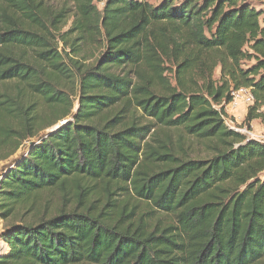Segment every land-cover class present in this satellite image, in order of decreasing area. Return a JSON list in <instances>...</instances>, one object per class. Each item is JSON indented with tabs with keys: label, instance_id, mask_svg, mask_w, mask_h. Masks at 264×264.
<instances>
[{
	"label": "trees",
	"instance_id": "trees-1",
	"mask_svg": "<svg viewBox=\"0 0 264 264\" xmlns=\"http://www.w3.org/2000/svg\"><path fill=\"white\" fill-rule=\"evenodd\" d=\"M241 89L264 125L248 0H0V161L36 139L0 174V264H264Z\"/></svg>",
	"mask_w": 264,
	"mask_h": 264
},
{
	"label": "rangeland",
	"instance_id": "rangeland-1",
	"mask_svg": "<svg viewBox=\"0 0 264 264\" xmlns=\"http://www.w3.org/2000/svg\"><path fill=\"white\" fill-rule=\"evenodd\" d=\"M150 3L155 4L158 0H148ZM46 2L50 5V6H57L59 3V0H46ZM248 2L256 9L259 11H264V0H248ZM97 6L100 8L101 4L98 3ZM215 77H218V71L215 73ZM234 104L232 105H228L226 107V109H231L234 108L235 111H233L232 113H234V116H231V119H226V123L229 127H233L235 129H241L242 133H244L245 135H247V137L249 138H253V136H255V138H259V139H264V125L261 124L258 120L253 121L251 124L255 125V126H250L249 129H247L246 126L241 124L243 123L244 120V115L243 113L239 112L240 110H237L236 108L241 107V105H245V103L243 102V97H239L236 101H233ZM76 110V103L75 106L72 110V112H75ZM228 112V111H227ZM63 122V121H61ZM59 122L57 125H60ZM65 122V121H64ZM54 127V126H53ZM52 128V127H51ZM51 128L43 131L42 133H46L48 132ZM249 131V134L246 133L245 131ZM40 133V134H42ZM36 141V139H29L27 141H25L21 147L9 158H6L4 160L0 161V174L2 173V171L4 169H6L8 166L13 165V163L15 162L16 159H18L21 155L26 154L27 150H28V146L30 144V142ZM1 176V175H0ZM262 178H264V176H262ZM5 223L3 220H1L0 218V232L2 231L3 227H4ZM7 245L6 243H4L1 239H0V254L4 253Z\"/></svg>",
	"mask_w": 264,
	"mask_h": 264
},
{
	"label": "built area",
	"instance_id": "built-area-1",
	"mask_svg": "<svg viewBox=\"0 0 264 264\" xmlns=\"http://www.w3.org/2000/svg\"><path fill=\"white\" fill-rule=\"evenodd\" d=\"M239 97H243V102L245 103V105H247V107H248L249 105H251L252 102H253V98H252V96H251L249 90H247V89H241V90H239V91L233 93V101H236ZM233 101H232V104H234ZM230 128L233 129V130L236 131V132L242 133V130H241V129H235V128H233V127H230ZM245 132L249 134V131H248V130L245 131ZM242 134H244V133H242ZM244 135H245V134H244ZM246 136H247V135H246ZM248 138H249V137H248ZM250 139L264 140V139L255 138V136H253V138H250Z\"/></svg>",
	"mask_w": 264,
	"mask_h": 264
},
{
	"label": "crops",
	"instance_id": "crops-1",
	"mask_svg": "<svg viewBox=\"0 0 264 264\" xmlns=\"http://www.w3.org/2000/svg\"><path fill=\"white\" fill-rule=\"evenodd\" d=\"M230 105H232V103H231ZM230 105H229V106H230ZM236 109H237V110H240L239 112L243 113V115H244V117H245L246 110H247V105H244V104H243V105H241V107L236 108ZM227 111H228V112H227ZM233 111H235V109L232 108V107H231V109H226V112H227V114H228L229 117L234 116V113H232ZM250 126L252 127V126H255V125L251 124ZM6 248L8 249V246H7ZM7 249L5 250V252L7 251Z\"/></svg>",
	"mask_w": 264,
	"mask_h": 264
},
{
	"label": "water",
	"instance_id": "water-1",
	"mask_svg": "<svg viewBox=\"0 0 264 264\" xmlns=\"http://www.w3.org/2000/svg\"><path fill=\"white\" fill-rule=\"evenodd\" d=\"M64 123H65V122L63 121V122L60 123V125H61V124H64ZM58 126H59V125H55V126L52 127L48 132H52V131H54L55 129L58 128Z\"/></svg>",
	"mask_w": 264,
	"mask_h": 264
}]
</instances>
